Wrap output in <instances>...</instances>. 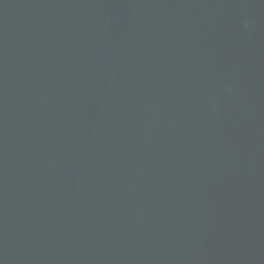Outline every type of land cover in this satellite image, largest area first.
Masks as SVG:
<instances>
[{
  "label": "water",
  "instance_id": "water-1",
  "mask_svg": "<svg viewBox=\"0 0 264 264\" xmlns=\"http://www.w3.org/2000/svg\"><path fill=\"white\" fill-rule=\"evenodd\" d=\"M0 264H264V0H0Z\"/></svg>",
  "mask_w": 264,
  "mask_h": 264
}]
</instances>
